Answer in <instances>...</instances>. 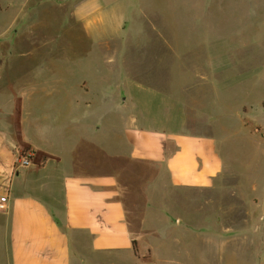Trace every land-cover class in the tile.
<instances>
[{
    "label": "crops",
    "instance_id": "crops-1",
    "mask_svg": "<svg viewBox=\"0 0 264 264\" xmlns=\"http://www.w3.org/2000/svg\"><path fill=\"white\" fill-rule=\"evenodd\" d=\"M53 2L0 0V35L43 41ZM57 6L63 31L86 35L98 58L55 83L53 100L49 80L14 85L17 105L0 116V264H264V136L244 128L247 103L223 101L221 45L206 35L181 48L162 28L173 29L172 10L144 0ZM34 73L46 71L27 78ZM98 84L106 89L95 98ZM238 138L250 149L241 161ZM23 154L30 165L18 162ZM230 174L248 223L216 231L180 218L174 189H209Z\"/></svg>",
    "mask_w": 264,
    "mask_h": 264
},
{
    "label": "rangeland",
    "instance_id": "rangeland-1",
    "mask_svg": "<svg viewBox=\"0 0 264 264\" xmlns=\"http://www.w3.org/2000/svg\"><path fill=\"white\" fill-rule=\"evenodd\" d=\"M53 1L50 0L53 3L48 5L44 4L42 11L51 25V30L43 41H39L38 35L29 32L16 34L13 30L0 35L1 117L8 111L13 112L17 105L18 92L14 90L16 81H51L50 98L53 100L59 96V86L55 83L60 82L67 74L79 78L82 67L85 71L86 66L92 69L96 64L98 56H94L87 36L74 30L63 31L58 20L63 18L65 8L57 6L58 0ZM144 1L149 5H164V12L170 6H166V0ZM174 5V9H169L174 15L173 29L168 31V27L161 23L162 28L175 37L181 48L186 47L187 39L197 41L203 36H208L213 45H221L223 101L231 105L232 109H237L242 102L247 103L241 112L244 128L264 136V0H176ZM41 69L46 71L44 75L34 73L30 75V79L27 78L29 71L38 72ZM93 72L87 75L91 76ZM234 81L237 82L236 86L228 89L229 84ZM105 89L103 84H98L95 98L101 97ZM20 99L22 100V96ZM55 107L52 108L53 114ZM102 107L96 105L92 113L95 114L98 110L102 112ZM122 107L121 103H116L117 129ZM240 121L239 118L236 119V123ZM112 140L110 138L111 147L114 143ZM241 140L238 138L234 146L239 149L238 156L235 155L240 157V161L249 155L247 152L250 150L237 143ZM121 143L116 138L115 153L121 150ZM111 162L118 165L121 160L116 158ZM249 173L252 179L253 168ZM258 177L260 182L264 180V164L261 165ZM236 180V176L230 174L224 183L220 180L219 184L209 189H174L173 206L183 220L194 219L196 225L212 224L216 231L226 226L246 224L249 207L236 190ZM116 260L119 264H129L119 256H116Z\"/></svg>",
    "mask_w": 264,
    "mask_h": 264
},
{
    "label": "built area",
    "instance_id": "built-area-1",
    "mask_svg": "<svg viewBox=\"0 0 264 264\" xmlns=\"http://www.w3.org/2000/svg\"><path fill=\"white\" fill-rule=\"evenodd\" d=\"M18 162L22 165V166H28L31 164V158L27 155H20L18 158ZM6 208L5 202L4 200H0V210H4Z\"/></svg>",
    "mask_w": 264,
    "mask_h": 264
}]
</instances>
